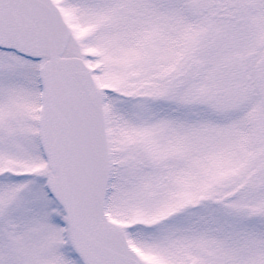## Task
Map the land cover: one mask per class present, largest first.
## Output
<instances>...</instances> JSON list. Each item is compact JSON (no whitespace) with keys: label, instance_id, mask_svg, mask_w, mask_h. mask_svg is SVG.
Returning a JSON list of instances; mask_svg holds the SVG:
<instances>
[{"label":"snow or ice","instance_id":"6c2138e0","mask_svg":"<svg viewBox=\"0 0 264 264\" xmlns=\"http://www.w3.org/2000/svg\"><path fill=\"white\" fill-rule=\"evenodd\" d=\"M0 264H264V0H0Z\"/></svg>","mask_w":264,"mask_h":264}]
</instances>
